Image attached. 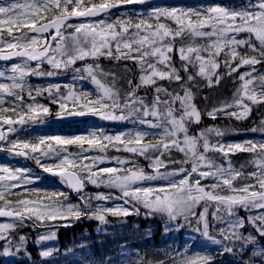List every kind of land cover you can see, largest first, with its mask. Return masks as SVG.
I'll use <instances>...</instances> for the list:
<instances>
[{
  "label": "snow or ice",
  "instance_id": "1",
  "mask_svg": "<svg viewBox=\"0 0 264 264\" xmlns=\"http://www.w3.org/2000/svg\"><path fill=\"white\" fill-rule=\"evenodd\" d=\"M149 2L0 0V61H18L0 68V151L38 169L0 165V258L36 264L29 251L35 246L41 264H59L61 249L49 242L58 240L60 227L82 219L107 226L109 217L126 223L129 216H143L159 218L165 234L188 229L218 251H193L190 235L181 250L166 252L164 259L135 264H264V118L233 133L259 134L258 139L225 142L229 130L219 127L190 134L202 115L246 121L264 109V0L128 9ZM114 10L119 12L115 19ZM101 58L131 61L138 81L128 80L125 92L114 74L103 71ZM78 62L85 63L77 67ZM245 66L248 71L241 72ZM196 67L193 75L190 69ZM68 73L69 83H29V77ZM197 77L209 88L233 78L239 86L230 101L202 114L190 87ZM86 82L90 90L83 87ZM141 89L151 90V101L139 94ZM45 94L57 105L58 120L94 117L130 122L132 128L115 135L95 127L80 134L20 138L21 132L46 125L53 114L38 102ZM109 147L144 158L147 169L135 160L108 157ZM92 150L100 154L89 155ZM238 154L248 155L239 167L232 159ZM49 178L62 187L42 186L52 183ZM88 185L108 191L89 194ZM70 192L79 202L70 200ZM25 228L36 235L22 233Z\"/></svg>",
  "mask_w": 264,
  "mask_h": 264
},
{
  "label": "trees",
  "instance_id": "2",
  "mask_svg": "<svg viewBox=\"0 0 264 264\" xmlns=\"http://www.w3.org/2000/svg\"><path fill=\"white\" fill-rule=\"evenodd\" d=\"M235 2L238 1L229 3ZM196 4L197 3H188L183 5ZM137 8L140 7L128 9L132 10ZM114 13L118 12L114 11ZM173 60L176 66L179 67L180 61L178 54H173ZM86 62L93 63L90 59ZM98 62L100 65H124L129 69L127 80H132L133 84L138 81L139 70L131 61H116L101 58ZM84 63L85 62H78L76 66L83 67ZM44 69L47 71L49 70V67L44 65ZM243 69L244 68L242 67L240 71L243 72ZM196 71H198V67L190 69V72L193 75ZM71 75L72 73H68L65 76L69 77ZM234 80H236V78L224 79L219 86L209 88L207 87L205 80L199 77L196 78L195 82L191 84L190 87L195 95L194 102L202 114L212 110L214 107H219L223 101L231 100L232 93L239 86L238 80H236V82H234ZM165 86H167V84H165ZM172 87H176V85H172ZM139 94L146 95L149 101L152 99L151 90L141 89ZM37 99L42 100L51 106L53 114L49 118L54 117V114L57 111V105L51 104L47 99V95L45 97H38ZM262 112H264V109H261V111H253L250 119L246 121L229 120L223 116L216 120H211L206 115H202V121L199 124L192 125L190 134H197L201 129L207 127H219L221 129L229 130V137L242 138L245 135H235L233 133L237 131L245 132L247 129L259 124L260 119L264 118L261 115ZM67 131L70 130L67 129ZM14 158H17L14 165L20 164L30 166L35 171H38L35 164L32 162L18 157ZM232 159L234 165L239 167L241 163L248 159V155L238 154ZM49 179L52 183L42 186L56 188L62 187L54 178ZM101 189L102 188L97 189L92 185H88L86 187V191L92 192L99 191ZM64 190L68 191L67 189ZM69 194L70 198L74 199L72 197V193L70 192ZM199 210H202V208L198 209V211ZM240 215L244 216L245 212L241 210ZM108 219L109 225L107 226H101L95 220L82 219L75 222L71 227H60L58 230V240L56 241L57 247L60 248L62 252V256L56 258L59 260V264H80V261L82 260L85 264H91L93 259L102 262V264H108L109 260L112 261V264H127L128 261L136 262L138 259L145 261L150 259L155 262L164 259L165 252L169 249H173L174 247L177 249L183 248L185 241L190 235L192 236L191 247L200 245L198 242L200 237L192 234L188 229H184L180 233L172 232L165 235L162 221L159 218L145 219L143 216H129L126 218V223H122L120 220L113 217H109ZM248 231H250V229H245V234H247ZM22 233H30L32 237L36 235V233H32L31 229L28 228L23 229ZM81 245H85L87 247L81 251ZM29 251L31 252L32 259L36 261V264H41V258L38 256L37 247L30 246ZM208 251L214 252L218 250L210 248ZM224 259L228 260L230 257H224ZM4 261L5 259L0 258V264H4ZM13 264H29V261L17 258L16 260H13Z\"/></svg>",
  "mask_w": 264,
  "mask_h": 264
},
{
  "label": "rangeland",
  "instance_id": "3",
  "mask_svg": "<svg viewBox=\"0 0 264 264\" xmlns=\"http://www.w3.org/2000/svg\"><path fill=\"white\" fill-rule=\"evenodd\" d=\"M21 3H24L25 0H20ZM210 3H215L214 1H209V2H202V3H197L196 5H183V4H175V5H156V6H177V5H181V6H184V7H191V8H199L201 6H206ZM221 3V2H220ZM244 3V0H241V1H238V2H235V3H225V4H233V5H239V4H242ZM154 7V6H152ZM149 8L151 7H140V8H137L135 9V11L137 12H141V11H144L146 12ZM123 11V9L121 10ZM119 15V12L118 13H113V19L116 18V16ZM102 18V17H101ZM181 43V41L177 40L176 41V44L177 46H179ZM183 43L185 45H188L191 43V41L189 40H185L183 41ZM197 43H202V41H197ZM15 62H18L17 60L12 62V63H15ZM12 63L6 65L4 63H0V68H3V67H9ZM35 66V65H34ZM102 69L104 72L106 73H111V74H114L115 77H116V80H117V86L119 88H121L122 90H124L125 92L128 91V86H127V77L129 75V69L128 67L124 66V65H101ZM243 72L244 71H248V68L245 66L243 67ZM71 82V76H58V77H29V83L36 86V85H40V86H47L49 83H69ZM111 82V81H109ZM83 87L87 88V89H91L92 86L90 83H85L83 85ZM61 93L66 95V90L64 89H61ZM47 94H45L46 96ZM30 102V101H29ZM38 102L40 103H43V104H48L42 100H39L38 99ZM49 105V104H48ZM49 107L51 108V106L49 105ZM57 110H58V107H57ZM53 118V119H51ZM51 118H48V122L46 125L44 126H38L36 127L34 130L33 129H28L24 132H21L19 135H20V138L22 139H30L34 136H37V135H43V134H60V135H73V134H80V133H83V132H86L87 130H90L92 128H95V127H98V128H102L105 130L106 133L108 134H117L119 132H122V131H127L128 129L132 128V124L130 122H126V123H116V122H106V121H103V120H99L97 118H94V117H73V118H69V119H65V120H58L55 115L54 117H51ZM61 126V127H59ZM70 130V131H67ZM55 130V131H53ZM230 134L226 135L223 137V140L225 142H230V141H235V142H240V141H243L245 139H258L259 138V134H253V133H249L245 136H243L242 138H236V137H229ZM235 136V135H234ZM15 137H13L14 139ZM100 153H98L97 151L95 150H92L89 152V155H98ZM6 158H13V159H17V158H14V157H10L7 153H4L3 154ZM107 156L108 157H115V156H119L121 158H126V159H131V160H135L136 163L140 166V167H143L145 169H147V166H148V162L146 160H144V158H136V157H133L131 154H128L126 152H123V151H117L116 149L114 148H111L109 147L108 151H107ZM173 157L175 159H182V155L181 154H176V153H173ZM102 166H110V165H102ZM14 167H30V166H24V165H20V164H17V165H14ZM31 168V167H30ZM99 191H108L107 189L105 188H102L101 190ZM89 194H94L96 193L97 191L95 192H92V191H87ZM70 200L73 202V203H77L79 202V200L77 199H71ZM109 206H111V204L109 203ZM4 219V218H3ZM3 219H0V221H3ZM167 235V234H165ZM200 245H196L194 247H191L193 251H204V250H209L210 248H215V250H218L217 246L215 245H212L209 241L205 240L204 238L200 237L199 238V241ZM50 244H53L54 246L57 247V243L56 241L55 242H49ZM182 249V248H181ZM181 249H177L176 247H174L173 249H169L168 253H172L173 250H181ZM165 252V253H166ZM174 254V253H173ZM5 259H10V260H16L17 258H5ZM139 260V259H138ZM142 260V259H140ZM150 260V259H148ZM152 261V260H150ZM135 261H128L127 264H135L134 263ZM126 264V263H124Z\"/></svg>",
  "mask_w": 264,
  "mask_h": 264
},
{
  "label": "water",
  "instance_id": "4",
  "mask_svg": "<svg viewBox=\"0 0 264 264\" xmlns=\"http://www.w3.org/2000/svg\"><path fill=\"white\" fill-rule=\"evenodd\" d=\"M204 1H218V2H222V3H226V2H231V1H236V0H150L149 4L147 5H135V6H128V8H133V7H152V6H156V5H171V4H188V3H200V2H204ZM15 61H8V62H4V61H0L4 62V63H11ZM72 195L76 198H78L76 193H72ZM3 219V218H0Z\"/></svg>",
  "mask_w": 264,
  "mask_h": 264
},
{
  "label": "flooded vegetation",
  "instance_id": "5",
  "mask_svg": "<svg viewBox=\"0 0 264 264\" xmlns=\"http://www.w3.org/2000/svg\"><path fill=\"white\" fill-rule=\"evenodd\" d=\"M16 61V60H15ZM14 62V61H13ZM4 63V62H2ZM12 63V62H11ZM6 65L10 64V63H4ZM34 66V64H33ZM44 67V66H43ZM4 153H7L6 151H0V165H9V166H14V163H15V159L13 158H6L3 154ZM8 154V153H7ZM32 162V161H30ZM33 163V162H32ZM34 164V163H33ZM5 259V258H3ZM5 260H8V259H5Z\"/></svg>",
  "mask_w": 264,
  "mask_h": 264
}]
</instances>
